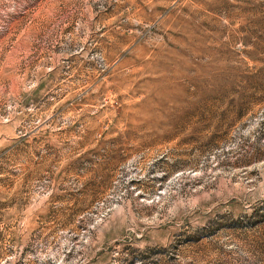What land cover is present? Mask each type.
Instances as JSON below:
<instances>
[{
    "label": "rangeland",
    "instance_id": "1",
    "mask_svg": "<svg viewBox=\"0 0 264 264\" xmlns=\"http://www.w3.org/2000/svg\"><path fill=\"white\" fill-rule=\"evenodd\" d=\"M0 264H264V0H0Z\"/></svg>",
    "mask_w": 264,
    "mask_h": 264
}]
</instances>
